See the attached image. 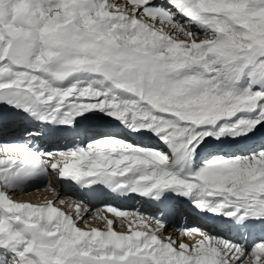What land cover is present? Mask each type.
Returning a JSON list of instances; mask_svg holds the SVG:
<instances>
[{"label":"snow or ice","instance_id":"6c2138e0","mask_svg":"<svg viewBox=\"0 0 264 264\" xmlns=\"http://www.w3.org/2000/svg\"><path fill=\"white\" fill-rule=\"evenodd\" d=\"M0 264H264V0H0Z\"/></svg>","mask_w":264,"mask_h":264},{"label":"bare ground","instance_id":"6f19581e","mask_svg":"<svg viewBox=\"0 0 264 264\" xmlns=\"http://www.w3.org/2000/svg\"><path fill=\"white\" fill-rule=\"evenodd\" d=\"M9 139H12V137H9ZM43 183H46V182H43ZM43 183H40L38 185H30L27 189L29 194L26 196L21 195L18 197V199L29 200L31 202H43V200L45 198H51V193L44 192V191L37 192V191L33 190L36 187H40L42 189ZM56 186L60 190L61 198H65V197L76 198L79 195V193L72 188L62 187L59 182H56ZM97 206H99V205H97ZM182 223H183V220L180 221V224H182ZM187 223L189 226H197L198 223H200V220L196 219L195 217L191 216V214H189L187 217ZM180 224H177L176 227H179ZM171 230L172 229L170 227L169 231H171Z\"/></svg>","mask_w":264,"mask_h":264}]
</instances>
